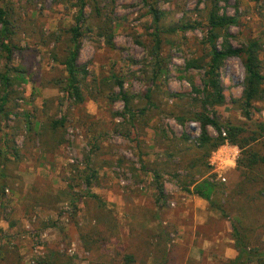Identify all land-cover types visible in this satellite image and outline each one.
Returning <instances> with one entry per match:
<instances>
[{
	"label": "rangeland",
	"instance_id": "obj_1",
	"mask_svg": "<svg viewBox=\"0 0 264 264\" xmlns=\"http://www.w3.org/2000/svg\"><path fill=\"white\" fill-rule=\"evenodd\" d=\"M150 2L166 13L162 28L183 27L163 35L156 58L152 17L142 0H0L12 23L9 42L17 47L8 57L0 46V73L9 77L6 89L0 81V104L6 96L8 113L0 116V264H36L55 253L90 264L95 258L87 245L95 250L99 239L109 243V255L133 253L135 264H157L149 256L160 255L156 245L163 239L174 246L167 264H230L237 257L230 227L235 211L223 218L187 190L206 181L214 186L212 199L225 206L240 182V150L225 143L236 151L223 144L206 156L198 146L200 124L191 118L204 113L222 125H264V98L253 104L249 121L235 102L244 79L238 58L226 60L219 72L224 105L202 108L199 93L214 3L219 14L238 20L225 31L231 46L262 44L264 75V0ZM82 5L77 65L86 77L80 82L83 102L75 104L64 94L62 62ZM103 25L111 28L110 45ZM120 92L132 97L133 123ZM147 92L156 108L141 116L137 112L146 106ZM61 118L64 127L56 136L63 143L51 151L46 129ZM208 133L217 137L211 127ZM258 148L264 153V142ZM156 173L164 195L159 202ZM194 198L205 203L202 224H195ZM250 222L263 225L264 209ZM143 237L151 242L149 249ZM250 243L249 250L264 253L263 228Z\"/></svg>",
	"mask_w": 264,
	"mask_h": 264
},
{
	"label": "trees",
	"instance_id": "obj_2",
	"mask_svg": "<svg viewBox=\"0 0 264 264\" xmlns=\"http://www.w3.org/2000/svg\"><path fill=\"white\" fill-rule=\"evenodd\" d=\"M144 5L148 8V13L152 17L153 32L152 37V56L156 58L161 49L163 35H172L182 30V26H169L162 28V21L165 18L166 13L160 11L152 4L151 0H142ZM82 22H83V5L79 8L77 15L74 19V25L69 29L71 35L69 39V46L67 54L62 62L64 70L66 72V79L63 83L64 94L67 98L74 100L75 104L83 102V96L80 90L81 79L86 77V71L84 68H80L77 65V59L80 51V38L82 36ZM238 20L236 17L228 16L226 14H219L217 4H213L208 14V25L206 29V42L209 46V58L204 68L203 79V91L199 92L202 95V108L222 106L225 104V96L223 93V87L220 81V69L223 67L226 60L230 58H238L242 62L244 69L243 79V92L238 101V107L241 111L243 118L250 120L252 116V110L254 103L264 98V75L261 71V61L259 59V53L262 51V44L258 40H250L245 46L240 48H234L230 45L229 40L225 34L230 27L238 26ZM12 23L8 16V10L5 6H0V46L3 47L7 56L10 57L13 53V49H17L9 42V36L12 34ZM103 32V36L107 37L109 45L112 42L113 34L111 28L108 25L100 27ZM222 39L221 46L218 47L217 42ZM0 81L2 86L6 89L9 77L6 74L0 73ZM119 88L122 89L121 82H117ZM197 92V91H196ZM146 106L140 109L138 115H146L149 108H156L151 102L150 94H145ZM120 99L123 101L125 110L127 111L131 122L133 123L136 114L131 112L130 103L131 96H128L120 92ZM0 104V116L2 120L7 117L8 113L4 111L6 104V96L2 97ZM191 119L197 121L200 124V136L198 146L204 151L206 156L225 143L232 146H237L240 150V157L237 160V170L240 173V182L235 187L227 200V204L218 205L214 199V186L206 181H202L198 184L194 183L192 191L187 190L190 194L198 196L209 203V205L216 207L222 214L223 218H229L230 214L235 213V217L231 220L230 227L232 236L234 239V248L237 251V257L230 264H243L244 262L255 259L257 264H264V253H261L258 249L249 250L251 245L250 240L255 235L257 228H263V225L257 223H246L250 220V217L256 219L258 213L264 207V153L260 151L258 146L264 142V125H250L247 123H227L222 125L216 119L210 118L204 113H196ZM64 118L60 120L52 119L49 124V128L46 130L49 132L47 135L51 148L53 151L55 148L63 143L62 137H57L56 132L64 127ZM208 127H211L216 133L217 137L212 138L209 136ZM222 130L225 136H222ZM46 133V132H45ZM47 134V133H46ZM4 164L1 165L4 170ZM155 177V189L158 194L157 202L162 201L164 198L163 189L160 185L156 173ZM96 198V196L91 195ZM158 206V205H157ZM159 209H162L158 206ZM254 212V214H252ZM163 236V235H162ZM165 236V235H164ZM84 240L85 237H83ZM145 245L147 249L151 247L149 239ZM141 239V240H142ZM95 241V250L87 245V250H91L95 261H91L90 264H135L137 257L133 253L114 254L109 255L106 249L105 239H99ZM90 242V241H89ZM90 244V243H89ZM160 251L156 255L154 251H151V255L157 264H167L169 258V251L174 248L167 239L158 240L156 245ZM189 261L188 263H190ZM36 264H74L69 257L53 254L40 258L36 261Z\"/></svg>",
	"mask_w": 264,
	"mask_h": 264
},
{
	"label": "crops",
	"instance_id": "obj_3",
	"mask_svg": "<svg viewBox=\"0 0 264 264\" xmlns=\"http://www.w3.org/2000/svg\"><path fill=\"white\" fill-rule=\"evenodd\" d=\"M194 217H195V224H202L206 219V212H205V203L198 201L197 198H194ZM195 258V257H194Z\"/></svg>",
	"mask_w": 264,
	"mask_h": 264
},
{
	"label": "built area",
	"instance_id": "obj_4",
	"mask_svg": "<svg viewBox=\"0 0 264 264\" xmlns=\"http://www.w3.org/2000/svg\"><path fill=\"white\" fill-rule=\"evenodd\" d=\"M222 136L224 137L225 136V133H222ZM222 148L224 150L236 151V148L235 147L229 146L228 144H225L224 146H222Z\"/></svg>",
	"mask_w": 264,
	"mask_h": 264
}]
</instances>
